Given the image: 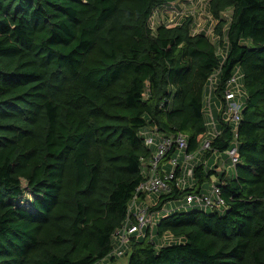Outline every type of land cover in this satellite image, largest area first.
Listing matches in <instances>:
<instances>
[{
    "label": "trees",
    "instance_id": "16d2710c",
    "mask_svg": "<svg viewBox=\"0 0 264 264\" xmlns=\"http://www.w3.org/2000/svg\"><path fill=\"white\" fill-rule=\"evenodd\" d=\"M173 1L0 0V264L110 257L153 154L140 132L184 133L195 152L209 77L217 72L210 95L223 107L237 71L235 173L197 164L193 187H174L154 207L204 193L215 177L226 211L172 210L159 238L131 239L127 264H264V0H211L216 19L231 13L216 27L229 44L224 62L192 33L191 17L151 27ZM214 116L220 134L204 159L234 140L233 125ZM165 234L181 241L160 246Z\"/></svg>",
    "mask_w": 264,
    "mask_h": 264
},
{
    "label": "built area",
    "instance_id": "2783aa9c",
    "mask_svg": "<svg viewBox=\"0 0 264 264\" xmlns=\"http://www.w3.org/2000/svg\"><path fill=\"white\" fill-rule=\"evenodd\" d=\"M211 0H175L156 9L150 17V25L153 29L157 26H178L186 17L192 18L191 31L194 35L204 34L216 45V54L224 62L229 51L227 37H221L216 33V27L221 20L230 21V10L223 11L220 19L213 17L209 10ZM164 8V11H159ZM217 72L208 79L209 93L205 96L204 116L207 133L200 147L195 152H188V138L184 133L177 132L163 134L157 127L143 129L140 134L144 138L146 147L153 150L152 157L148 162L142 161V175L144 180L139 183L131 198L127 217L123 225L113 234L114 247L110 256L122 257L130 250V241L134 236H146L153 240V230L156 217L162 214L165 205L161 209L154 208L161 195L169 193L175 187L177 189H190L195 184L194 170L197 164L208 166V160L204 155L212 151V140L219 134L217 121L213 112L211 90L216 82ZM241 74L237 71L227 82L224 94L225 106L217 105L224 122L233 125L234 140L232 146L224 152L226 160L222 166L215 164L213 169L226 174L235 173L240 161L237 141V128L241 119V105L243 87L240 81ZM219 152L213 151L217 155ZM226 206L221 195V189L217 180H211L208 189L204 193L188 194L182 200L181 206L167 211L169 214L175 209L199 208L202 210H219ZM159 222V221H158ZM181 239L171 234H165L159 245L179 243Z\"/></svg>",
    "mask_w": 264,
    "mask_h": 264
},
{
    "label": "rangeland",
    "instance_id": "374dc122",
    "mask_svg": "<svg viewBox=\"0 0 264 264\" xmlns=\"http://www.w3.org/2000/svg\"><path fill=\"white\" fill-rule=\"evenodd\" d=\"M159 11L163 12L164 8H161ZM213 111H214L215 114L219 113V107L215 104V102H214V105H213ZM216 156L217 157L215 159H213V161L219 163L220 166H222L224 161H227L226 160V155L224 153H218ZM214 165H215V163L212 164V166H214ZM178 202H182V200L169 201L168 203H166L163 213L162 214L160 213V215L158 217H156L154 231H153V236L155 238H159L158 235L156 234V225H157L158 221L161 218L165 217L167 215V211L173 209V207H175V204L178 203ZM218 211L221 214H224V212L226 211L225 206H222ZM209 212H212V210H209ZM129 255H130V252L128 251L125 256L117 257V258H115V260H113L111 256L110 257H106L103 260H101L98 264H127Z\"/></svg>",
    "mask_w": 264,
    "mask_h": 264
},
{
    "label": "crops",
    "instance_id": "0c3cea01",
    "mask_svg": "<svg viewBox=\"0 0 264 264\" xmlns=\"http://www.w3.org/2000/svg\"><path fill=\"white\" fill-rule=\"evenodd\" d=\"M216 157H217V156H216L215 154H211L210 156H208V157L206 158V159L208 160V166H209V167H211L213 163L219 165V163L213 161V159H215ZM218 162H219V161H218ZM212 168H214V167L212 166ZM215 179H216V178H214V177L212 178V180H215ZM216 180H217V179H216ZM209 185H210V182H209L208 184H205V185H204V189H205V191L208 189ZM181 204H182V202H178V203L175 204V207H173V208H177V207L181 206ZM159 241H160V240H159Z\"/></svg>",
    "mask_w": 264,
    "mask_h": 264
}]
</instances>
